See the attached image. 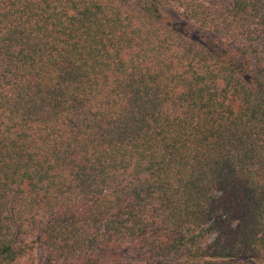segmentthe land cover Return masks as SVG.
<instances>
[{
  "label": "trees",
  "instance_id": "16d2710c",
  "mask_svg": "<svg viewBox=\"0 0 264 264\" xmlns=\"http://www.w3.org/2000/svg\"><path fill=\"white\" fill-rule=\"evenodd\" d=\"M0 264H264V0H0Z\"/></svg>",
  "mask_w": 264,
  "mask_h": 264
},
{
  "label": "rangeland",
  "instance_id": "374dc122",
  "mask_svg": "<svg viewBox=\"0 0 264 264\" xmlns=\"http://www.w3.org/2000/svg\"><path fill=\"white\" fill-rule=\"evenodd\" d=\"M170 18L174 19V20H178V15L176 13L172 12Z\"/></svg>",
  "mask_w": 264,
  "mask_h": 264
}]
</instances>
